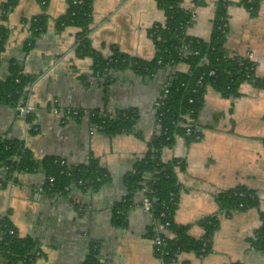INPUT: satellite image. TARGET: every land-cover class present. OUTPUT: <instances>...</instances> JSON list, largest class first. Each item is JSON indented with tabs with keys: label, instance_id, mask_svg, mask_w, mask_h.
Segmentation results:
<instances>
[{
	"label": "crops",
	"instance_id": "1",
	"mask_svg": "<svg viewBox=\"0 0 264 264\" xmlns=\"http://www.w3.org/2000/svg\"><path fill=\"white\" fill-rule=\"evenodd\" d=\"M7 1L0 0V25L4 23L8 31L0 54V81L8 76L13 59L34 78L36 109L29 149L38 160L60 156L75 166L96 158L109 179L98 189L73 186L64 195L48 197L43 192L46 174L42 168L21 172L13 183L0 188V215H8L20 236L38 242L40 253L34 264H83L93 245L103 264H160L149 235L153 218L141 206L143 193L134 194L123 221H118L115 210L128 202L125 177L157 133L154 104L171 70H160L155 76L131 68L96 73L94 59L76 53L80 29L56 25L67 12L69 0H19L4 22L2 5ZM224 1L229 22L225 49L233 57L253 53L256 77L263 78L264 0L255 16L242 5L243 0ZM92 2L93 21L87 36L97 54L108 60L118 49L129 57H155L150 29L165 20L156 0ZM219 2L184 0L183 7L195 13L188 35L210 39ZM42 13L48 17L47 30L25 51L32 37L30 21ZM177 68L187 71L188 65ZM206 88L197 117L202 137L189 141L177 136L173 146L162 149L161 159L186 162L185 170L178 172L175 222L189 225V234L197 239L205 234L200 224L205 217L217 215L220 222L208 254L182 251L174 264H264V250L251 243L264 214V87L246 81L232 96ZM69 110L80 111L81 116L68 115ZM127 110L137 114L129 132L110 135L91 122L92 113L115 117ZM22 131L16 106L0 99V138H19ZM236 187L255 190L259 206L225 214L220 195ZM0 264H5L1 255Z\"/></svg>",
	"mask_w": 264,
	"mask_h": 264
},
{
	"label": "trees",
	"instance_id": "2",
	"mask_svg": "<svg viewBox=\"0 0 264 264\" xmlns=\"http://www.w3.org/2000/svg\"><path fill=\"white\" fill-rule=\"evenodd\" d=\"M262 1L243 0L241 3L255 16ZM18 2L19 0H8L2 5L4 22L7 20L8 13L18 5ZM68 2L67 12L56 20V25L60 29L67 26L80 29L76 53L80 56H91L94 59L93 67L96 73L100 74L106 69L131 68L138 74L155 76L160 70H171L168 78L171 80L172 89L158 110V114L162 113V116L156 117L157 133L154 134L147 153L136 162L133 170L125 177V185L130 189L127 196L128 203H121L116 207L118 221L124 220V214L134 194L141 192L144 197L152 199L154 204L155 215L149 235L153 238L155 224L170 222L162 233L166 239L163 245L165 253L162 254L166 264H174L182 251H194L200 256L208 254L212 236L219 226V217L214 215L200 221L205 228V234L201 239L189 234V225L175 222L174 217L180 200L178 172L185 170L186 162L179 158L164 162L161 159V151L165 146H173L179 135L186 137L189 141L197 140L195 134H200L202 137L198 130L197 117L204 103L206 87L211 86L224 96L237 95L241 84L246 81L264 87V77H256L255 62L247 57H233L225 49L229 25L225 29L221 28L220 25L224 21L222 22L220 18L223 13H226L227 2L220 0L218 3L211 37L209 40H204L187 34L194 14L183 7L184 0H156L159 8L164 12L165 20L156 23L150 29L149 34L156 48V55L152 60L129 57L118 49L114 51L111 58L105 60L94 51L87 36L93 21L92 0H69ZM47 19L44 13L31 19L32 37L26 43L25 51H30L38 38L46 32ZM7 33L3 23L0 25V54ZM180 64L188 65V70H178L177 67ZM212 70L214 74H210ZM8 71V76L0 81V99L16 106L25 86L33 80V77L26 74L21 63L15 59L10 61ZM201 77L203 82L199 84ZM136 118L137 115L124 118L119 113L112 118L96 113L91 116V122L101 124L102 120H105L102 131L117 135L131 131L135 127ZM27 120L32 123V116ZM188 126L194 131L192 135L187 134ZM33 127L30 133L33 132ZM18 144V138H0V188L6 187L11 179L10 172L3 170L5 166L18 170L19 173L42 168L46 174L43 192L48 197L64 195L73 186L98 189L109 179L108 173L96 158L76 166L69 165L68 162L62 165L55 161H61L63 157L50 156L38 160L29 146L18 152ZM51 177H54L53 182ZM241 193H245V196ZM220 205L221 210L230 215L235 210L259 206V198L255 190L236 187L220 195ZM7 216L0 215V255L5 264H34L40 253L38 242L32 237L20 236L17 227ZM251 243L258 249L264 250V214L263 224L251 238ZM156 254L161 255L157 252ZM83 264H103L97 249L95 250L93 246Z\"/></svg>",
	"mask_w": 264,
	"mask_h": 264
},
{
	"label": "built area",
	"instance_id": "3",
	"mask_svg": "<svg viewBox=\"0 0 264 264\" xmlns=\"http://www.w3.org/2000/svg\"><path fill=\"white\" fill-rule=\"evenodd\" d=\"M194 16L195 13L194 11H192ZM221 21L223 22L222 25H220L221 28L225 29L228 27L229 22H228V16H227V12L223 13L221 16ZM226 20V21H225ZM225 32V31H224ZM77 43V39L75 41V44ZM196 54H198V52L196 51ZM248 59H250L251 61H254V54L253 53H249L247 56ZM215 72L212 70L210 71V74H214ZM34 79V78H33ZM199 84H202L203 82V78L201 77L199 79ZM33 84L34 81H30L24 88V91L22 93V97L19 101V103L16 105V109L18 111V116H19V120H20V124H21V128H23L22 131V135L19 136L18 140H19V144H18V152L28 148V139H29V134H30V130L32 127V124L28 122V117H31L34 115L35 112V104H34V100H33V96H32V90H33ZM171 80L167 77L163 80L162 82V88L161 89V95L159 97L158 100H156L155 104H154V110L156 114V117L162 116V113L158 114V110L159 108L163 105V103L165 102V100L167 99L171 88ZM192 101V100H191ZM55 113H58L59 110L55 109L54 110ZM68 115H76V116H81V112L80 111H67L66 112ZM122 114V116L124 118H128V117H135L137 114L135 111L131 110L129 111H122L120 112ZM96 113H92L90 114L91 116H94ZM113 118V117H112ZM105 120H102L101 124H94V126H96V128H99L102 130L103 125L105 124ZM194 133L192 127L188 126L187 127V134L188 135H192ZM196 135V139H200L201 136L200 134H195ZM93 158V157H92ZM91 158V159H92ZM90 159V160H91ZM55 162H58L62 165L67 164V160L62 159L61 161L56 160ZM4 171H9L10 175H11V179H9L8 184L9 183H13L15 181V179L18 176V170H14L13 168L7 167L5 166ZM51 181H54V177H51ZM243 196H245V193H241ZM124 203H128L127 200L124 201ZM141 206L147 211L149 212V214H151L150 216L153 218L154 217V204H153V200L148 198V197H144L142 202H141ZM170 225L169 221H166L164 223H157V225L155 224L154 227V234H153V243H154V250L157 253H160L161 255L159 256L160 258V264H166L164 257L162 256V254L165 253L163 245L165 244V237L162 235V233L167 229V227ZM11 233H13V231H11ZM93 248L96 250L98 247L93 245ZM204 250V249H203ZM101 261V260H100Z\"/></svg>",
	"mask_w": 264,
	"mask_h": 264
}]
</instances>
